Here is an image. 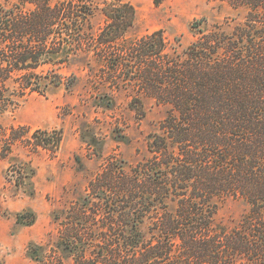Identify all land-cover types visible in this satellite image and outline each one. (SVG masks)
I'll return each instance as SVG.
<instances>
[{
  "label": "trees",
  "instance_id": "1",
  "mask_svg": "<svg viewBox=\"0 0 264 264\" xmlns=\"http://www.w3.org/2000/svg\"><path fill=\"white\" fill-rule=\"evenodd\" d=\"M214 1L244 10V21L198 27L178 52L161 30L127 38L137 17L129 0H0V155L14 129L1 120L62 84L45 71L57 57L94 53L106 62L100 70L139 77L138 103L150 96L171 108L150 135L149 157L130 171L123 159L108 160L91 183L87 205L97 197L121 230L104 237L108 247L96 234L63 239L79 259L88 247L93 264H264V0ZM97 13L105 25L92 34ZM229 199L248 209L223 223Z\"/></svg>",
  "mask_w": 264,
  "mask_h": 264
},
{
  "label": "rangeland",
  "instance_id": "2",
  "mask_svg": "<svg viewBox=\"0 0 264 264\" xmlns=\"http://www.w3.org/2000/svg\"><path fill=\"white\" fill-rule=\"evenodd\" d=\"M129 1L137 17L127 38L138 40L161 30L168 49L178 52L196 39L198 27L231 30L246 16L244 10L214 0ZM104 25L97 13L87 31L97 34ZM55 59L45 66L46 76L62 84L28 97L1 120L14 129L5 140L10 149L0 155V264H93L88 247L81 260L80 250L66 248L62 240L96 234L98 245L108 247L104 237L121 228L110 224L109 207L97 197L87 205L89 187L108 160L123 159L130 171L149 157L150 135L160 131L171 109L150 96L138 103L137 90L145 87L139 77L116 78L100 70L106 62L94 53L66 63ZM247 209L243 201L229 199L218 218L229 223ZM151 225L146 220L142 230Z\"/></svg>",
  "mask_w": 264,
  "mask_h": 264
}]
</instances>
